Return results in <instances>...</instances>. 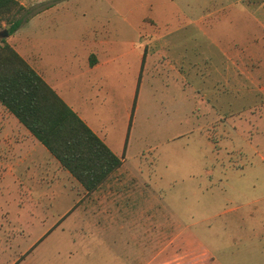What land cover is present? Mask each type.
Here are the masks:
<instances>
[{"label":"rangeland","instance_id":"obj_1","mask_svg":"<svg viewBox=\"0 0 264 264\" xmlns=\"http://www.w3.org/2000/svg\"><path fill=\"white\" fill-rule=\"evenodd\" d=\"M17 1L27 19L3 38L24 56L37 28L48 66L77 70L71 55L96 44L106 62L62 87L125 171L82 199L51 162L0 166V264H144L159 245L188 264H264V66L225 82L217 49L247 29L264 42V0ZM154 37L195 65L159 62Z\"/></svg>","mask_w":264,"mask_h":264},{"label":"trees","instance_id":"obj_2","mask_svg":"<svg viewBox=\"0 0 264 264\" xmlns=\"http://www.w3.org/2000/svg\"><path fill=\"white\" fill-rule=\"evenodd\" d=\"M27 15L26 8L17 0H0V31L5 29L11 35ZM0 105L86 193L122 163V155L114 154L3 37Z\"/></svg>","mask_w":264,"mask_h":264},{"label":"crops","instance_id":"obj_3","mask_svg":"<svg viewBox=\"0 0 264 264\" xmlns=\"http://www.w3.org/2000/svg\"><path fill=\"white\" fill-rule=\"evenodd\" d=\"M44 16V15H43ZM256 24L258 28L261 26L259 22L256 20ZM44 28H37L34 31L29 32V39L28 45L30 46V53H28L27 57L24 56L22 53H19L14 49L28 64L31 68L35 70V72L56 92V94L78 115V117L105 143V145L116 155H118L112 146L113 144L111 141L108 140L106 133L102 132L100 128L96 127L94 123L90 121V119L85 115L82 108L76 103L71 100L67 94H65L63 90V83L65 82L66 78L74 74L73 71L70 69H63L62 65H45L40 63L39 58V49L41 43L38 41L36 34H44ZM248 31L241 32L235 40L228 45H224L223 47L218 46V50L220 51V55L223 58V81L227 82L226 75L230 71L232 75H241L243 71L247 70L246 66H264V42H259V38L257 36V32H250ZM261 30L264 31V26H261ZM47 31V30H46ZM48 32V31H47ZM32 34V35H31ZM255 34V35H254ZM241 40L239 41L237 38ZM163 38L154 37L151 41L155 42L156 45L154 50L152 51L153 54L156 55L159 62L167 65V66H185L187 72L191 70L195 64L193 63L192 58H187L186 61L183 56H179L177 53H174L172 50L170 53L167 50V44L164 43L162 40ZM31 40L33 42H31ZM42 40V39H40ZM249 40V41H247ZM236 41H239L237 43ZM135 42L132 43V49L136 48L134 45ZM138 44H143V53L140 55V62H139V76L141 74V70L145 65V57H146V49L150 45L148 44V40L145 38L142 42H137ZM157 43V44H156ZM209 45L216 46L214 42L209 39ZM166 50V53L163 52ZM86 54H77L76 52L73 53L72 60L75 58H79V66L76 71L79 73H87L86 78L89 83V78L91 73H94L103 62L97 58L98 50L96 44L88 45L86 48ZM94 51L96 53H94ZM232 51V52H229ZM209 59V57H208ZM245 61V62H244ZM74 62H76L74 60ZM228 66H232V70H228ZM173 71L178 72V69H172ZM94 84V83H93ZM122 152V151H121ZM43 158V160L41 159ZM42 161V169L46 171L48 169V162H51L59 170H64L58 162L48 153V151L42 146L37 140L28 132V130L20 124L16 118L9 113L5 108L0 105V166H2L3 174L7 175L11 173L13 167L19 166L24 161H31L37 162V160ZM55 160V161H54ZM123 163V158H122ZM121 165L112 171L93 191L86 193L83 188V196L82 199L85 198L88 194H112V185L113 183L118 181V178L124 173L125 170L121 169ZM66 174L67 171L65 170ZM69 175V174H68ZM70 176V175H69ZM110 196V195H109ZM99 199L100 204L102 205V198L96 197ZM81 199V200H82ZM108 201V199H107ZM165 247L159 245L156 247L151 259L144 264H188L184 262H180L179 255H176L174 250L167 253H163ZM158 258V259H157Z\"/></svg>","mask_w":264,"mask_h":264},{"label":"water","instance_id":"obj_4","mask_svg":"<svg viewBox=\"0 0 264 264\" xmlns=\"http://www.w3.org/2000/svg\"><path fill=\"white\" fill-rule=\"evenodd\" d=\"M8 34H7V31L5 30V29H2L1 31H0V38H2V37H6Z\"/></svg>","mask_w":264,"mask_h":264}]
</instances>
